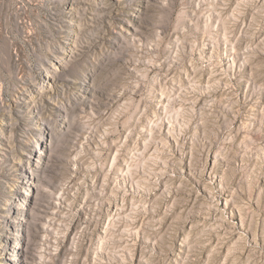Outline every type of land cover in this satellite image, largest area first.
Returning <instances> with one entry per match:
<instances>
[{
    "label": "rangeland",
    "instance_id": "obj_1",
    "mask_svg": "<svg viewBox=\"0 0 264 264\" xmlns=\"http://www.w3.org/2000/svg\"><path fill=\"white\" fill-rule=\"evenodd\" d=\"M0 134L3 264H264V0H0Z\"/></svg>",
    "mask_w": 264,
    "mask_h": 264
},
{
    "label": "bare ground",
    "instance_id": "obj_2",
    "mask_svg": "<svg viewBox=\"0 0 264 264\" xmlns=\"http://www.w3.org/2000/svg\"><path fill=\"white\" fill-rule=\"evenodd\" d=\"M78 10V9H77ZM69 44V43H68ZM71 45V44H69ZM71 47V46H69ZM67 47V48H69ZM63 49L61 50V53H58L57 56H55L54 60H55V65H62V62L65 58V56L70 53L71 51L68 50V49ZM53 64V63H52ZM53 64V66L51 67H56L55 65ZM54 69V68H53ZM50 72V71H49ZM46 76H50L49 74L46 75ZM8 144L6 143V141L4 140V137L0 134V166L2 168V166H8V165H11V166H14L12 165L13 163L10 162V159H9V151L8 150ZM10 148V147H9ZM37 153H39V157L38 158H34L35 161H36V168H41V166L44 164V158H42V156L45 155L44 151L42 149L39 150V152L37 151ZM19 162V161H18ZM30 186H36L34 181H31L29 183ZM34 189V188H33ZM32 191V190H31ZM17 237L19 235H16ZM15 246V245H13ZM11 246V247H13ZM10 249V245H3V244H0V264H3V262L5 263V261H7L8 259L6 258V252ZM12 251H15V250H12Z\"/></svg>",
    "mask_w": 264,
    "mask_h": 264
}]
</instances>
